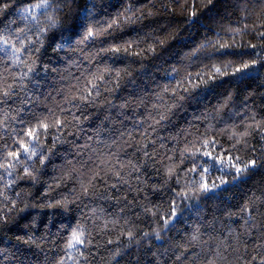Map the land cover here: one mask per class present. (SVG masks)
I'll use <instances>...</instances> for the list:
<instances>
[{
  "label": "trees",
  "instance_id": "trees-1",
  "mask_svg": "<svg viewBox=\"0 0 264 264\" xmlns=\"http://www.w3.org/2000/svg\"><path fill=\"white\" fill-rule=\"evenodd\" d=\"M19 2L20 0L17 3L0 0V5H10L3 17H0V27ZM83 2L81 0V6ZM262 8L264 0H97L96 20L99 21V26L108 28V24L118 14H122L119 25L108 29L107 36L99 38L104 41L103 44H89L83 55L77 53L75 56H67L62 53L60 56L51 54L40 57L37 68L39 75L33 76L27 92L8 101L10 111L16 107L21 109L9 126L14 130L23 129L27 121L34 119L35 113L48 112V107L37 104L33 97L51 104L53 98L57 101L64 98L65 91L60 89L72 87V91L76 92L77 83H83L91 89L92 85L88 80L98 67L110 69L112 77H115L116 70H121L122 80L116 91L111 94L103 92V96H110L111 105H85L84 108L75 110V115L81 122L71 131L69 128L63 129L65 139L52 147L45 162V179L58 175L61 168L70 166L81 172H89L97 166L102 169L104 165L99 162L98 156L116 155L117 160L122 161L131 159L140 164V172L149 187L143 188L137 182L136 187L143 190L129 191L127 185H118L110 189L113 196L111 201L96 199L91 202L92 206L103 208L105 213H113L118 206L115 199L118 196H123V202L119 205L121 207L125 204H138L146 195L153 205L170 201L174 191L178 189L175 178L170 188L157 191L152 187L162 183L158 165L152 166L160 155L172 156L173 162L179 163L181 149L186 146L190 150L200 149L194 160L185 159L180 164L177 174L183 173L194 162H199L210 168L213 178L221 176L224 171L219 162L214 163L212 157L204 156V151L212 152L213 156H239L242 161L255 159L257 167L242 175L238 187L221 193L220 201L216 202L218 207L213 206L211 201L204 205L205 220L224 224L230 220L240 221V216H229L228 213H238L249 197H264V133L259 128H255V131L249 128L256 121L264 120V59H260L264 57V37L259 35L264 32V22H261L264 15L257 19ZM125 9L131 10L125 12ZM125 17L139 19L130 23ZM235 29L240 30V35L233 31ZM217 41L230 47L220 48ZM205 42L209 46L200 48ZM249 45H256V48L248 47ZM108 46L130 47V51L109 53L98 60L84 59L93 49ZM208 52L214 53L211 58L205 55ZM71 59H75L76 63L70 64L68 61ZM251 60L258 61L253 66L258 70L257 73L243 76L240 73L232 74L233 68ZM228 62H231L228 74L213 73V64L222 67ZM44 65H47V69ZM173 68L177 71L173 72ZM209 73L215 78L209 79ZM185 74L187 79L184 86L179 88V97L173 91L163 92V88L169 84L176 86ZM201 76L208 81L207 84L200 83ZM169 77H175V80H170ZM108 79L109 76L105 75L103 80L96 83L100 85ZM116 82L115 79L112 80L113 86ZM192 85L197 86L193 88ZM174 101L175 106L169 109L168 105ZM121 104L127 106L121 108ZM0 107L5 105L0 103ZM64 107L69 108V111L62 115L70 116L71 106ZM161 113H166L164 120H159ZM154 119L159 120V124H155ZM246 130L251 135L243 137L237 144L238 134ZM51 131L55 133L56 130ZM3 133L4 139L0 140V145L11 143L8 130L4 129ZM234 133L237 135L234 136ZM141 140L146 144L144 151L150 154L149 157H144L137 150L140 147L137 142ZM205 140L210 141L207 146L203 144ZM52 141V136L46 138L48 145H52ZM121 143L124 150L117 154V145ZM12 148L16 149L17 145H12ZM93 149H97V152L94 153ZM153 151L158 155H151ZM186 155L191 157V151ZM108 163L111 164L112 161L109 160ZM139 174L133 172L132 177ZM195 177L196 174L193 173V178ZM227 179L231 182V176ZM73 183L69 181L66 187H72ZM96 183L102 185L104 182L97 178ZM229 196L232 197L231 201L226 199ZM171 203L175 207V201ZM184 203L182 200L181 207H184ZM140 211L138 206L130 208L120 213V218L131 215L134 222L148 227L150 216H145L143 221L135 220L136 213ZM47 223L45 218L44 224ZM182 226L186 227V223L182 222ZM41 230H44L43 225ZM14 231L16 235L22 234L18 224ZM55 231L53 228L52 232ZM8 235L12 233L9 232ZM52 238L55 237L50 236ZM55 239L59 242L58 238ZM137 251L135 245L128 249L121 264H136L137 259L140 264H151L150 255L146 256L140 250V255L137 256ZM46 253L54 255L55 249L49 247L41 251L37 264H45Z\"/></svg>",
  "mask_w": 264,
  "mask_h": 264
},
{
  "label": "clouds",
  "instance_id": "clouds-1",
  "mask_svg": "<svg viewBox=\"0 0 264 264\" xmlns=\"http://www.w3.org/2000/svg\"><path fill=\"white\" fill-rule=\"evenodd\" d=\"M11 3H17V0H11ZM3 5H0V17H3L10 6ZM96 9L97 0H84L83 6L81 0H20L14 12L7 20H3V26L0 27V103L5 105L0 107V140L4 139V129L8 130L11 138V143L0 145V264H37L39 253L49 247L55 249V254L46 253L45 264H121L127 250L133 245L138 249L137 256L140 255V250L146 256L150 255L151 264H264V197H249L238 213H228L229 216H240V221L230 220L224 224L205 220L204 205L211 201L213 206L218 207L216 202L220 201L221 193L238 187L243 174L231 177L229 182L228 176L222 174L213 178L208 166L194 162L178 175L177 170L185 159L194 160L196 148L191 149V157L186 155L190 150L187 146L181 149L179 163H174L172 156L160 155L152 164L153 167L158 165L162 181L152 187L157 191L170 188L173 178L178 185L166 204L153 205L146 195L138 204H125L122 207L119 205L123 202V196L115 197L118 206L113 213H105L103 208L92 206L91 202L96 199L111 201L113 196L110 189L118 185H127L129 191L143 190L136 187L137 182L143 188L149 187L140 172V164L131 159L117 160L116 155L98 156L99 162L104 165L102 169L97 166L89 172H81L70 166L61 168L58 175L45 179V162L52 147L65 139L63 129L69 128L71 131L81 122L75 115V110L84 108L85 105H111L110 96H103V92L111 94L116 91L122 80L121 70H116L115 77H112L111 70L106 71L107 67H98L88 80L91 85L95 84V91H91V94L83 83H77L76 92L72 91V87L60 89L65 91L64 98L59 101L53 98L51 104L33 97L37 104H45L48 112L35 113L34 119L27 121L23 129L14 130L9 126L21 109L16 107L10 111L8 101L27 92L33 76L39 75L37 68L40 57L51 54L60 56L62 53L67 56H75L77 53L83 55L89 44L104 43L99 38L107 36L108 31L99 26ZM261 15H264V8L257 14V19ZM136 19L139 17L128 22L135 23ZM89 29L95 35L89 36ZM236 34L240 35V32ZM112 47L116 46L93 49L84 59L98 60L106 54H115L106 50ZM213 54L205 53L209 58ZM255 61L257 64L258 61ZM68 62L75 64L76 60ZM230 66L231 62H228V68ZM44 67L47 69V65ZM172 71L177 70L173 68ZM257 71L252 67L245 75H252ZM105 75L109 79L97 85L96 81L100 79L94 77ZM113 79L117 81L115 86ZM169 79L175 80V77ZM186 79L185 74L176 86L169 84L163 88V92L173 91L179 97V88L184 86ZM207 83L206 80L204 84ZM192 87L195 88L196 85ZM175 103L174 101L168 105V108L174 107ZM65 105L71 106L70 116L62 115L69 111ZM126 106L120 105L121 108ZM165 118L166 113H161L159 120ZM57 120L63 123L57 125ZM159 120L154 119L153 122L159 124ZM43 123L48 124L47 131L42 127ZM37 128L39 131L35 139L27 136L29 129ZM53 129L56 130L55 133L51 131ZM250 129L255 131V127ZM48 136L53 137L52 145L46 143ZM122 138L123 134L121 140ZM21 142L29 145L27 151L12 148V145ZM112 143L116 144V141ZM137 143L140 145L137 150L144 157H149L150 154L144 151V140ZM245 147L248 145L245 144ZM123 150V143L117 145V154ZM17 151L22 152V155H9L10 152ZM93 152H97V149H93ZM151 155L157 156L158 153L153 151ZM109 160L112 161L111 164L108 163ZM201 169H209L207 176L210 181H215L216 186L210 183L208 190H201ZM133 172L140 174L132 177ZM193 173L196 174L195 178ZM97 178L104 183L97 184ZM69 181L74 182L70 188L66 187ZM226 199L231 201L232 197ZM173 200L174 208L171 203ZM182 200L185 202L184 207H181ZM137 206L141 211L136 213L135 220L143 221L145 216H150L148 227L134 222L131 215L120 218V213ZM45 218L47 224H44ZM182 222L186 223V227L182 226ZM17 224L22 232L20 235H16L14 231ZM53 228L56 229L54 233ZM9 232L12 235H8ZM73 232L82 234V244L72 241ZM50 236L58 238L59 242L55 238L50 239ZM70 244L74 246H69ZM136 264H140L139 259Z\"/></svg>",
  "mask_w": 264,
  "mask_h": 264
},
{
  "label": "snow or ice",
  "instance_id": "snow-or-ice-1",
  "mask_svg": "<svg viewBox=\"0 0 264 264\" xmlns=\"http://www.w3.org/2000/svg\"><path fill=\"white\" fill-rule=\"evenodd\" d=\"M209 2H211V0H209ZM3 6L7 7V4H4ZM130 10L131 9H125V12H128ZM120 15H122V14H118L117 18L112 20L108 24V28H106L105 31H108V29L117 27L119 25V23H120ZM130 19H131V17H125V20H130ZM233 31L239 32L240 30L239 29H235ZM92 35H95V33L91 29H89V36H92ZM259 35L261 37H264V32L259 33ZM217 45L220 48L230 47V45L222 44V43H219L218 41H217ZM208 46H209V44L207 42H205V43L200 45V48H205V47H208ZM248 47H251V48L255 49L256 45H249ZM106 50L114 52V53H119L121 51L128 52V51H130V47L116 46V47H112V48L106 49ZM197 51H199V49H197ZM133 54L134 55H138L139 53H133ZM255 64H256L255 60H253L250 64L244 63L238 68H233L232 69V74L240 73L241 76H243V75H245L247 73V71H245V70L252 68ZM227 68H228V64H225L222 67L221 66H212L213 73L215 75H226V74H228L227 71H226ZM106 71H110V69H106ZM197 75L199 76L200 74H197ZM213 78H215V76L212 73H209V79H213ZM94 79L102 80V79H104V77L103 76H99V77H94ZM205 82H206V80L201 76L200 77V83H205ZM94 88H95V84H92V88L88 89L89 94H91V91ZM5 95H7V93H5ZM56 123H57V125H60L63 122L60 121V120H57ZM42 127L44 128L45 131H47L49 126H48L47 123H43ZM249 127L250 128H252V127L259 128L260 130L264 131V120L256 121L255 125H249ZM38 131H39V128H37L35 130L29 129L28 132H27V136L30 137V138L35 139L36 134H37ZM233 135L236 136L237 134L234 133ZM238 135H239V138L237 139V143L241 142L242 138L245 137V136L250 135V133L246 130L245 132L239 133ZM209 143H210V141H208V140H205L203 142L204 146H207ZM17 148H20L23 151H27L28 148H29V145H27L26 143L21 142V143L17 144ZM188 151H191V150H188ZM197 151H200V149H196V152ZM9 155L13 156V157H19V156L22 155V152H20V151L10 152ZM203 155L207 156V157H212L214 163L215 162H219V164L222 166L221 170L224 171V175L225 176H231L233 178L248 172L250 169H254V168L257 167V160H255V159H249L247 161H242L241 157H239V156H235V157H233L232 155H227V156L216 155V156H213L212 152H210V151H204ZM225 160L227 161V163H225ZM193 171H197V169H193ZM200 171L203 173L202 178H201V184H200L201 190H208V187H209L210 183H212L213 186H216L215 181H210L208 176H207V172L209 171V169H201ZM221 182H225V181H221ZM129 235H131V234H129ZM72 241L74 243H81L82 244L84 242L82 240V234L79 233V232H73ZM69 246H74V245L70 244Z\"/></svg>",
  "mask_w": 264,
  "mask_h": 264
}]
</instances>
